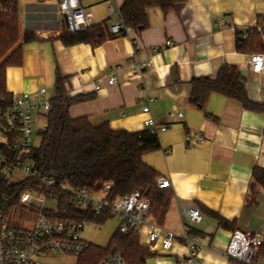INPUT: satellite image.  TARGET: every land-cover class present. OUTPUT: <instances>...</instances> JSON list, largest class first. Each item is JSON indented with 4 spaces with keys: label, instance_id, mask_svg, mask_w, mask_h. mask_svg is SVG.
Instances as JSON below:
<instances>
[{
    "label": "crops",
    "instance_id": "0c3cea01",
    "mask_svg": "<svg viewBox=\"0 0 264 264\" xmlns=\"http://www.w3.org/2000/svg\"><path fill=\"white\" fill-rule=\"evenodd\" d=\"M80 1L93 13L96 24L109 23V6L121 8L124 2ZM58 2L20 0V33L33 32L39 41L24 45L22 66L8 68V91L14 96L44 87L53 99L59 71L68 77L70 97L89 96L71 107L73 119L86 117L94 126L107 123L113 130L130 132L148 129L143 107L150 101L152 116L167 125L159 135L158 149L165 164L144 156L172 183L170 206L161 225L182 233L183 206L197 205L203 218L192 226L198 232L190 235L203 250L192 259L182 240L168 251L158 242L152 249L156 256L145 264H238L225 257L232 235L257 232L264 225V189L252 178L254 168L264 169V114L219 94H213L204 109L190 104L189 97L193 79H215L227 64L237 66L247 79L250 100L264 103V74L252 73L247 65L249 54L237 49V32L258 26L264 0H187L167 13L150 8V26L142 34L131 30L96 48L63 44L59 37L66 23ZM222 21L231 26L223 27ZM167 41L173 46H167ZM137 62L148 64L141 75L130 71V65ZM118 65L122 67L118 85L111 86L108 79ZM173 111L182 118H170ZM193 133L202 135L206 143L188 144L186 138ZM0 134L1 145L5 137ZM209 211L235 222V229L219 227ZM140 242L147 245L146 236Z\"/></svg>",
    "mask_w": 264,
    "mask_h": 264
},
{
    "label": "trees",
    "instance_id": "16d2710c",
    "mask_svg": "<svg viewBox=\"0 0 264 264\" xmlns=\"http://www.w3.org/2000/svg\"><path fill=\"white\" fill-rule=\"evenodd\" d=\"M187 0H124L120 9L126 28L142 34L149 26L148 10L160 8L164 13L175 9ZM110 23V21H109ZM108 22L71 33L63 29L60 40L65 46L90 44L93 48L110 39L126 35L111 32ZM258 25L264 34V16L258 17ZM249 39L241 38L237 32V49L245 54L263 53L264 40L256 28ZM39 41L33 32L24 36L20 33V0H2L0 4V113L4 114L12 107L13 95L7 88V70L9 67L22 66L24 63V45ZM68 77L57 71L55 79V97L51 100L52 109L46 115V128L39 132L41 143L32 152L39 172L53 177L60 183H67L74 188L99 191L108 183H113V198L139 193L152 203L151 213L161 225L169 209L172 194L169 189L157 185L162 175L152 165L144 161V156L160 148L159 136L150 129L138 132L113 130L109 124L94 126L88 118L73 119L70 109L73 105L84 102L89 96L70 97L66 87ZM213 94L225 96L238 102L243 108L264 114V103L252 102L248 96L247 79L237 66L224 65L217 78L201 77L193 79L189 103L204 109ZM4 144L0 151H5ZM252 178L264 189V169L256 167ZM32 187L43 189L41 183L26 179L17 183H8L0 171V211L6 217L19 206L22 193ZM59 197L56 212L50 214L54 219L103 224L111 219L107 213L97 214L94 210H82L71 203L67 193L55 190ZM224 229H235V222L226 220L209 211ZM162 226V225H161ZM194 228L190 233H197ZM118 253L129 264H145L156 256L151 247L140 242V236L134 232L122 233L119 228L112 236L108 247L90 243L77 264H100L107 256ZM264 263V244L259 246L253 264Z\"/></svg>",
    "mask_w": 264,
    "mask_h": 264
},
{
    "label": "built area",
    "instance_id": "2783aa9c",
    "mask_svg": "<svg viewBox=\"0 0 264 264\" xmlns=\"http://www.w3.org/2000/svg\"><path fill=\"white\" fill-rule=\"evenodd\" d=\"M111 1V0H109ZM59 12L64 17L66 29L71 32L84 31L96 24L94 15L82 7L80 0H59ZM121 8L115 4L109 6L110 29L114 34L126 30L121 16ZM223 27L231 26L229 21H222ZM264 40L262 26H256ZM252 28H245L241 38L246 40L252 36ZM135 50L139 46L134 42ZM167 46H173L167 41ZM247 65L254 74H264V52L253 53L247 56ZM148 67L145 63L130 65L133 75H141ZM122 71L121 65L116 66L108 79L111 86L118 85V75ZM101 87L96 86L99 90ZM52 99L47 96L46 88L42 87L34 92L14 95L12 107L4 114L0 113V132L5 137L3 143L5 151H0V171L8 183L13 182L15 175L21 176L18 181L32 179L39 181L43 189L32 187L20 195L19 205L25 208H37V219L31 227L18 228L10 225L9 217L0 211V264H38V259L65 255L79 259L85 254L90 242L83 238L86 222L63 221L50 216L56 212L59 197L55 190L67 193L70 201L82 210H94L97 214L107 213L111 218L119 219V230L122 233L134 232L141 237L146 236L147 246L155 249L161 242L162 249L171 250L175 241L182 240L194 259L203 246L190 235L193 225L202 221V213L195 204L184 205L182 219L184 231L176 233L161 226L151 213L152 203L139 193L113 198V183H106L99 191L91 189L74 188L67 183H60L53 177L42 175L36 167L32 156L34 132L39 130L41 118L52 109ZM146 115L144 125L152 133L160 135L167 130V125L158 122L152 116L150 101L143 107ZM173 119H181L182 114L176 111L169 113ZM46 126L42 129L44 130ZM41 131V130H40ZM39 131V132H40ZM188 144L203 145L206 139L199 133L189 134L186 138ZM17 183V182H16ZM157 185L161 189L172 188L171 180L167 177L158 178ZM50 204L48 206L47 204ZM264 225L257 232L236 231L226 248L225 257L238 264H253V259L259 246L264 244L262 237ZM100 264H129L120 254L113 253L107 256Z\"/></svg>",
    "mask_w": 264,
    "mask_h": 264
},
{
    "label": "rangeland",
    "instance_id": "374dc122",
    "mask_svg": "<svg viewBox=\"0 0 264 264\" xmlns=\"http://www.w3.org/2000/svg\"><path fill=\"white\" fill-rule=\"evenodd\" d=\"M46 117L41 118V125L33 135V144L35 147H38L41 143V136L39 131L46 126ZM2 135L0 134V143L2 142ZM148 160L152 158L154 163L159 165H164V159L161 154L157 151L146 154ZM21 179V176L15 175L13 177V182H18ZM50 206V204H47ZM37 219V208H25L19 205L15 208L9 215V222L11 226L18 228H27L31 227L32 224ZM119 228V219L111 218L105 223L97 225L93 223H87L82 234L83 238L88 240L90 243L100 246L108 247L112 236L118 231ZM145 241V238H143ZM38 264H77V260L74 257L63 256V255H52L38 259Z\"/></svg>",
    "mask_w": 264,
    "mask_h": 264
}]
</instances>
